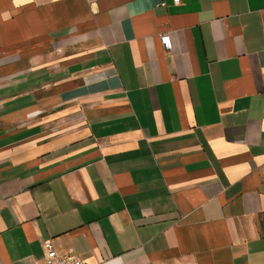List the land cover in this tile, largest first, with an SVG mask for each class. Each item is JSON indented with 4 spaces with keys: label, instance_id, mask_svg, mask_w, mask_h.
Here are the masks:
<instances>
[{
    "label": "crops",
    "instance_id": "crops-1",
    "mask_svg": "<svg viewBox=\"0 0 264 264\" xmlns=\"http://www.w3.org/2000/svg\"><path fill=\"white\" fill-rule=\"evenodd\" d=\"M46 240L264 264V0H0V264Z\"/></svg>",
    "mask_w": 264,
    "mask_h": 264
},
{
    "label": "built area",
    "instance_id": "built-area-1",
    "mask_svg": "<svg viewBox=\"0 0 264 264\" xmlns=\"http://www.w3.org/2000/svg\"><path fill=\"white\" fill-rule=\"evenodd\" d=\"M174 1L175 3H179L180 0ZM160 39L164 48L170 51L172 49L170 34L162 33ZM43 247L45 251L44 256L37 264H90L73 253H59L51 240L44 241Z\"/></svg>",
    "mask_w": 264,
    "mask_h": 264
}]
</instances>
